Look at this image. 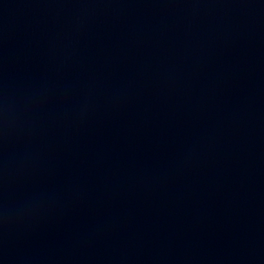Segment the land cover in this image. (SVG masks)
Listing matches in <instances>:
<instances>
[{
	"label": "water",
	"instance_id": "obj_1",
	"mask_svg": "<svg viewBox=\"0 0 264 264\" xmlns=\"http://www.w3.org/2000/svg\"><path fill=\"white\" fill-rule=\"evenodd\" d=\"M0 264H264V0H0Z\"/></svg>",
	"mask_w": 264,
	"mask_h": 264
}]
</instances>
